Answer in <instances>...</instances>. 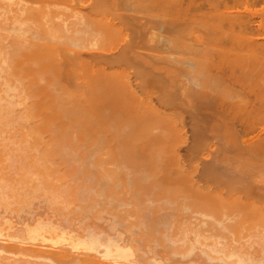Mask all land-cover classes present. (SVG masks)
<instances>
[{"label":"bare ground","instance_id":"6f19581e","mask_svg":"<svg viewBox=\"0 0 264 264\" xmlns=\"http://www.w3.org/2000/svg\"><path fill=\"white\" fill-rule=\"evenodd\" d=\"M2 1L3 4L4 2L7 4L12 0ZM20 1H12V3L16 2L19 7ZM156 1L157 4L164 2V5H167L169 3L167 7L171 8L172 25L184 18L187 19V24L189 22V26L185 29L187 24L184 21L186 25L184 24L183 29V34H186L187 30L188 37L184 36L180 40V35L174 29L169 40L173 51L172 56L166 58L170 63L168 71L170 74L172 72L171 77H173L169 80L173 83H171L173 86L171 92L173 91L175 96L171 95V97L176 98L174 103L172 101L173 109L178 111L179 108L183 110L180 112L186 113L187 124L191 127L190 139L196 137L197 140V136L201 135L200 137H202L206 133L219 141H224L223 137L226 135L230 138L227 139L229 147L225 146L226 140L224 144H220V149L216 144L220 152L218 149L216 150L220 154L223 150L221 146L228 147L227 151L223 152L224 154L227 152L225 156L222 154L223 158L222 155L221 157L219 155L222 164L220 171L223 172V175L219 174L220 171H218V176L213 178L207 174L211 173L212 169H219L220 163L218 162L217 168L213 167L216 162L213 164L209 162L210 165H206L205 162L203 163L205 167L198 163L202 167V176H200L203 178V183L198 182L199 185H195L196 180L189 173L191 165L185 168L177 155L178 153H175L177 151L169 150L160 141L161 138L163 140L167 137L168 132L174 134L180 131V124H176L175 117L174 119L167 117L168 113L166 115L164 111L163 115L162 112L159 113L160 111L156 110L154 105L138 102L136 96L130 91V78H125L127 73H130L126 66V69L118 67L120 68L118 71L115 70V67L113 69L111 64L114 61L110 62L105 53H103L105 59L103 55L100 56L104 60H101L102 62H105L106 59L110 62V65L105 62L107 66L98 61L101 59L98 54L94 56L96 58L90 54L92 62L89 63L90 59L84 58L83 60L78 55L79 53L75 54L74 50L72 52L67 49L68 52H72L68 53L64 49L65 53L61 54L63 48L61 52L59 50L62 46L56 44L59 47L55 46L54 48V41L51 43L52 45H44L43 41L38 44L37 40L33 42L30 39L32 37L28 35L26 37L31 41L27 40L25 34H29L31 31L29 25L25 23L28 20H22L23 17L18 18L21 17L22 12L29 14L30 9L27 6L30 5L22 1L24 4L21 5L22 2H20L21 8L19 7L21 13L14 10L13 15V10L10 9L12 10L9 12V15H12L10 18L6 11L4 12L7 16L2 12L1 16L3 14L5 16L0 18L2 19L0 20V212H6L5 215L7 212L11 214L21 208L30 207L33 202L36 203L35 201L40 202L46 211H39L42 213L40 214L41 218L38 215L39 212L35 216L34 212L37 211H34L32 217V220L35 218L34 221H31V224L23 223L24 227L20 226L22 229L14 224V220L13 222L9 220L10 214L5 216L4 213H1L0 216L7 218L0 217V224L3 225L0 227L1 238L7 242L8 246H15L16 250L22 241L24 243L23 239H27L25 241L27 244L24 245L25 248L22 247L26 251L19 247L17 253L11 255L5 252L6 249L4 251L0 248V264H103L106 261L120 262L121 264H161L153 257L158 256V253L155 252L158 243L156 240L161 242V245H166V248L170 249V251L167 250L168 252L181 251L178 255L174 254L176 258L185 253L184 250L187 248L181 250L184 243L190 242L191 248L186 251H190L192 247L196 246L198 248L196 250H199V253L196 252L197 255L203 253L202 257L206 259L208 254L207 260L215 258L212 260L213 262L211 261L212 264H264V8L256 9L257 6H255L256 10L253 8L252 5L254 3L257 5L259 0H229L232 3L228 0H203V4L205 6L207 4L209 10L207 6H199V10L201 8L206 10H201L198 13L199 11L193 9L196 0H193L194 3L187 0V5L194 4L191 9H188L187 5H185L186 7L183 5L185 9L181 6V9L180 2L182 0H179L180 2L171 0L168 3V0ZM203 4L202 6H204ZM10 5L13 4H8V9ZM180 9L181 13H185V10L188 9L193 12L195 10L196 14L188 12L183 15L188 17L183 18L182 14L184 13H179ZM73 10L82 15L83 18L80 16V19L84 23L86 19L87 21L93 19L88 11ZM189 13L192 15H188ZM179 14H181L180 17ZM16 16L19 17L11 21V17ZM77 18L81 21L79 17ZM99 18L96 20L98 21ZM102 18L99 21L105 32L111 31V29V32H118L116 30L119 27L115 24L113 27L111 25L114 22L111 23L108 20L110 22L108 23L107 17ZM4 20L5 22H1ZM7 20L10 24L13 23L8 25ZM2 23H6L9 27H4L5 25ZM14 23L18 25L14 26ZM178 23L173 28H176ZM80 24L74 28L67 25L71 26L70 28H73L74 32H78L82 31V27L79 29ZM86 24L88 25L85 23L83 30H85ZM67 25L64 26L66 30L69 29ZM31 26L34 27L33 24ZM48 31L50 32V29ZM53 35L55 36L54 33ZM49 36L53 37L50 33ZM3 37L4 39L9 38L8 43L5 42L8 45L2 41ZM180 43H184L182 47L184 50L179 48L182 46ZM154 44L152 50L156 51ZM133 46L129 47L133 49ZM56 49L57 51H55ZM132 49L130 48L129 51L139 56L135 52L137 48ZM180 49L184 51L182 52L185 54L184 57ZM58 52L64 56L60 58ZM54 53L58 54V57L53 56ZM157 53L155 56L160 58ZM140 58L143 59L142 56ZM94 59L101 63L102 67L94 61L98 65L95 66L94 63V68H92L93 66L90 65H93ZM118 61L117 64H119ZM152 64L154 65L155 62ZM156 64L154 67L161 65ZM108 65L114 71L110 70L109 72ZM112 65L115 66V64ZM79 68L82 70L81 75L76 73V71L80 72ZM118 68L116 65V69ZM85 69L88 70L86 73L90 71V74H86ZM78 78H80L79 81H77ZM67 80H70L72 86L66 85ZM72 83H75L74 88ZM217 84L221 85L223 91L226 90L227 94L222 93L226 94L227 101H229V97H232V99L230 98L231 102H226V98H223L225 96L219 94L221 89L219 90L220 87L218 88ZM110 85L113 87L117 85L115 87L117 91H112L114 88H110ZM232 88L230 96L228 93ZM120 89L125 91L124 96L121 91L118 93ZM108 91L114 94L110 95ZM116 94H119L118 97ZM114 95L118 100L122 96L125 97L122 100L126 103L124 104V101L123 103L118 101L120 104L115 102ZM122 100L120 99L121 102ZM178 115L182 121L183 117L181 118L179 112ZM229 115L232 122L228 119ZM161 116L167 117V121H163L165 117ZM172 120L173 124L175 123L174 126H171ZM230 124H232L230 126L232 130L229 131L228 125ZM151 125L159 128L157 135L151 133ZM181 132L176 134L182 136L184 133ZM191 132L192 135H190ZM220 136H223L222 140ZM185 137L184 134V139H186ZM200 142L197 145L200 146ZM201 143L205 146L203 141ZM194 145L193 147H195ZM211 146H207L210 149L203 148L208 150L207 153L209 150V153L217 152L214 151L216 146L213 148ZM202 151L204 150L202 149ZM163 153L167 154L161 159ZM192 153H195L194 150ZM168 155H170V159H167ZM195 155L193 154V156ZM217 156L214 157L215 159L213 158L215 161ZM178 161L181 164L177 165ZM182 164L184 167L180 166ZM191 164L193 168L195 167L194 169L191 167V170H196L198 167L196 162ZM168 167L170 169L179 167L181 170L184 168L182 171L187 170L188 172L172 171L173 176L165 178V172L171 173ZM142 169H145L144 173L149 172L148 169L154 170L155 173L161 172L163 177L159 180L150 177V175L146 177L142 175L135 181L129 177L125 179L124 183L118 181L120 175L130 171L142 173ZM206 174L209 175L208 178H205ZM135 187L140 188L141 191L134 192L133 188ZM188 208L191 212L187 210ZM183 210L192 214L188 213L186 217L182 216L184 215ZM127 211L128 213H126ZM107 212L111 216L107 215ZM180 214L181 217L178 216ZM196 215L198 219L201 218L199 219L200 223ZM107 216H110L114 221L107 220ZM184 217L191 218V221L194 218V221L191 222L188 219L189 222H186L187 219ZM104 218L106 221L102 220ZM116 218L122 224L115 222ZM98 220H102L101 225H104V227L102 226L103 230L101 227L102 232L104 230L107 232L109 229V233L107 232L106 235L103 232L105 237L102 253L100 252L101 256L96 258L95 253L99 250L96 234L100 235L101 230L97 231L94 228L97 224L94 225V223H100ZM103 222L109 227H106ZM204 222L210 223V225ZM60 223L63 225L61 226ZM115 223L121 224V228L125 224L129 236L126 235L128 239L130 238L129 240L125 239L128 244L124 242V239L122 240V234L117 228L120 226L115 227ZM192 223H194L195 229L192 228ZM199 224H202L204 229L201 226L199 229ZM68 225L71 227L66 229ZM19 228L21 232L18 230ZM112 229H114L113 232ZM13 230H16V233H14L15 231L11 232ZM117 238H121L123 243ZM27 241L35 242V245L33 244L35 247H32V243L31 246L28 245ZM142 241L150 245L153 244L154 247H152L153 245H147V247ZM43 242L45 243L44 248L46 246V249L51 248L42 249L43 246L38 244H43ZM168 242L173 244L169 245ZM17 243L19 244L17 245ZM142 243L146 248H143L145 253L148 248H153L148 249V253L151 251L153 254L146 253L149 255L146 256L140 249ZM36 244L42 247L38 248ZM54 245H57L55 247L58 248L62 247L55 250ZM68 245L70 248L67 247ZM174 247H176L175 250H180L175 251ZM74 248H77L76 253L71 251ZM81 251L82 254L84 253L83 255H81ZM93 251L95 255H93ZM140 252L144 253V258L143 253L140 254ZM188 253L182 255L188 256L186 257L188 259L192 258ZM191 253L193 254L192 250ZM97 254L99 255V253ZM172 254H169L170 259L174 257ZM79 255L80 257H78ZM150 255L153 256L150 258ZM210 256L212 257L210 258ZM193 260L187 261L193 264L190 261L195 262L196 259ZM207 260L206 263H208ZM188 262L183 264H189Z\"/></svg>","mask_w":264,"mask_h":264},{"label":"rangeland","instance_id":"374dc122","mask_svg":"<svg viewBox=\"0 0 264 264\" xmlns=\"http://www.w3.org/2000/svg\"><path fill=\"white\" fill-rule=\"evenodd\" d=\"M13 2L14 1H16V2H18L17 0H12ZM12 1H10L9 3H5L4 2V4H3V1L2 0H0V7L2 6V8L0 9L1 10V13H0V18L2 17L3 18V16H5L6 15V13H8V18H10V16H12V15H9V12H11L12 10V13L14 12V10L15 11H18V12H20L21 13V5L22 4H24L23 2H25V3H27L28 5H30V6H27L28 7V9H30L29 10V14L27 15L25 12L23 13L22 12V14H20V16L21 17H19V16H16V17H11L12 19H11V21L13 20H15V18H17V17H19L18 19H20V18H22V20H24V21H26V20H28V21H26L25 23L27 24V25H29L28 27H29V30H31V31H29V34L27 33V34H25V37L28 35V36H30V37H32V38H30L33 42L34 41H38L39 43L38 44H41V41H43L42 42V44H44V45H50L51 43H53V41H54V44L55 45H53L54 46V48H55V46H56V48H57V46L58 45H56V44H59V46H62L61 47V49L59 50V52H61V50H62V48H63V50H62V52H61V54H64L65 53V51H67V49H69V50H74L75 51V54H77V53H79L78 55L79 56H81L82 58H83V60H84V58H87V60H91L89 63H91L92 62V56L94 57V56H97V54H98V56L99 57H101V59H99L98 61L100 62L101 60H103L102 59V56H100V55H103L104 56V54L103 53H105V56L107 55V59H110V62H115L116 61V59H117V61H118V63L119 64H117V61L114 63H112V64H115V66L114 65H112L111 64V66H113V69H114V67H115V70H119L120 68H118V67H122V68H124V69H126L127 68V71L128 72H130L129 74L127 73V76L125 77V78H130L129 79V81H130V83L129 84H131V85H129V86H131L130 88V91H131V93H133L135 96H136V98L138 99V102L139 103H144V104H152V105H154V107H155V109L156 110H159L160 112L159 113H161L162 115H163V111H164V114L166 115L167 113H168V115H166L167 117L169 116V117H173L172 119H174V117L176 118V124H178L179 126H180V128H181V130H180V128L178 127V125H177V127L179 128V130L180 131H182L181 133L183 134H185L186 135V139H184V134L182 135V136H180V135H177L176 133H178V132H180V131H178V132H175L174 134H172L171 132H168V134H167V137L164 139L163 138V140H162V138L160 139V141L163 143V146L164 147H166V148H168L169 150H171V151H177V152H175L178 156H179V159H180V161L185 165V168H188L190 165H191V167H192V164L191 163H193V162H196V164H197V169L196 170H191V167L189 168L190 170H189V173H190V176L192 175V177H194V179L196 180L195 182V185L197 186V184H198V182L199 183H203L202 181H203V178H201V174H202V165H203V163H205L206 162V165H210L209 164V162L210 163H214V162H216L215 164H213L214 166V168H217V165H218V163H220V167H219V169L217 168V169H212V171H211V173H207V174H209L210 176H211V178H213V177H217L218 176V171H220V168H221V162H220V160H221V158H219V155H220V157H221V155L223 154L224 156H225V154L227 153V152H225V154L223 153L224 152V150L225 151H227V149H228V147H229V142H227V139H230L229 137H223L224 138V141L226 142V145L225 146H228V147H223V146H221L222 147V154H220L219 152H220V144H224L225 142L224 141H219L218 139L216 140L214 137H210L207 133L206 134H204V136H202V137H200V136H197V140H196V137H192L191 139L189 138V131H191L190 130V128L191 127H189L190 125L189 124H187V122H188V120H187V118H186V113L185 112H180L181 110L178 108V111L177 110H175V109H173V103H174V99H175V101H176V98L175 97H171V95H174V92L172 91L171 92V89L173 90V86H171V79H173V77H171L172 76V72H171V74H170V71H168L170 68H168V67H170L169 66V64L170 63H168V61L169 60H167V58H168V56H172V51H173V48H172V44H170L169 43V40H170V37H172V33H174L173 32V30L174 31H177L178 32V34L180 35L179 36V38H180V40L182 39V38H184V36H186V37H188L189 35H186L187 34V30H186V34L184 35L183 34V32H184V26L187 24V22H186V20L187 19H185L184 17H186V16H183V15H186L188 12H193V11H188V9L190 8H192V6H194V4H195V6H196V3H197V6L195 7H193V9H195L196 11H199L198 13H200V11L202 10H206V9H204V8H201L200 10L198 9V7L200 6V7H206L207 6V4H206V6L203 4V0L201 1V0H194L195 1V3H194V1L193 0H191L193 3H191L192 5H187V0L185 1V0H182L180 3H181V5H180V3H179V5H180V8H181V6H185V5H187L188 6V9H187V11L185 10V13L184 12H182V13H184V14H182L181 13V9H180V12L179 13H181L182 14V16H183V18L185 19H181L180 21H177V22H179L177 25V27L176 28H173L174 27V25H176V23L174 24V25H172L173 23H172V20H171V18H172V16H171V14H172V12H171V8H170V10H169V8L167 7V6H169V1L171 2V0H168L167 1V5H164V2H161V4L159 3V4H157V1L155 0H21L20 2H22L21 3V5H20V2H19V7H18V5H16L17 3L15 2V3H12ZM153 1L155 2L154 4H153ZM166 1V0H165ZM184 1V2H183ZM189 1V0H188ZM202 2L201 4H199L200 2ZM229 1V0H228ZM190 2V1H189ZM229 2H231V1H229ZM258 3H257V5H256V3H254V5H252L253 6V8L255 9V6H257L256 7V9H259L260 7L261 8H264V1L263 0H259V1H257ZM13 4V5H10L9 6V9H8V4ZM80 3V4H79ZM232 3V2H231ZM231 3H229V4H231ZM260 3V4H259ZM262 3H263V5H262ZM26 4V5H27ZM190 4V3H189ZM202 4L204 5V6H202ZM3 5H6V7H3ZM159 5V6H158ZM161 5V6H160ZM163 6H165V7H163ZM183 6V9H185V7ZM189 6H191V7H189ZM12 7V8H11ZM91 7H92V9H91ZM199 7V8H200ZM259 7V8H258ZM207 8H208V10H209V7L207 6ZM252 8V7H251ZM6 9V10H5ZM10 9H12V10H10ZM19 9V10H18ZM73 9H76V11H81V12H90L91 14V16H93V19H91V21H87V19H86V22L85 23H88V25L85 27V30H83L84 28H83V26H85V23L80 19L81 17H82V15H80V14H78L77 12H75V10H73ZM192 9V10H193ZM255 9V10H256ZM10 10V11H9ZM195 10H194V12H193V15L194 14H196L195 13ZM207 10V11H208ZM4 11H6V13L4 12ZM184 11V10H183ZM2 12H4L5 13V15L3 14L2 16H1V14H2ZM80 12V13H81ZM206 12V11H205ZM11 13V14H12ZM76 13V14H75ZM16 14V13H15ZM18 14V13H17ZM73 14V15H72ZM181 14H179V17H180V15ZM13 15H14V13H13ZM25 15V16H24ZM26 15H27V18H26ZM104 17H103V16ZM188 15H192V14H188ZM200 15V14H199ZM7 16V15H6ZM81 16V17H80ZM77 17H79V19L83 22V26H82V23H81V21H79L78 20V18ZM99 17H103L102 19H105L106 17H107V19H106V21H110L111 23L112 22H114V23H112L111 25H112V27H113V25L115 24L117 27H119L118 29H117V27H116V31H118V32H111L112 31V29H111V31L110 30H107L108 32H105L102 28H103V25H102V23L99 21V20H101V18H99ZM188 17V16H187ZM186 17V18H187ZM195 17H198V16H196L195 15ZM4 18H7V17H4ZM7 18V19H8ZM25 18V19H24ZM83 18V17H82ZM96 18H99V20L97 21L96 20ZM256 18V17H255ZM77 19V20H76ZM94 19H95V21H94ZM178 19H180V18H178ZM0 20H2V19H0ZM112 20V21H111ZM9 21H10V19H9ZM8 20H7V24L8 25H11L13 22H11V24H10V22H9ZM108 21V23H110ZM184 21H185V23H184ZM189 21V20H188ZM1 22H5V20L4 21H1ZM28 22V23H27ZM43 24H41V23ZM48 22V23H47ZM81 24H80V23ZM103 22V21H102ZM45 23V24H44ZM104 23V22H103ZM107 23V24H108ZM117 23V24H116ZM2 24H4V23H2ZM15 24H17V23H14V26H16ZM33 24V26L34 27H32L31 25ZM67 24H69V25H71V26H73V28L74 27H76L78 24H80L81 26H80V28L79 29H81V27H82V31H76V32H74V30H73V28H70L69 27V25H67ZM99 24V25H98ZM185 24V25H184ZM188 24H189V22H188ZM186 25L185 26V29L189 26V25ZM5 26L4 27H9L8 25H6V23L4 24ZM18 25V24H17ZM41 25V26H40ZM67 25V28H69V29H65L64 28V26H66ZM101 25H102V27H101ZM40 26V27H39ZM6 27V28H7ZM31 27V28H30ZM44 28V30H42ZM46 28V29H45ZM39 29V30H38ZM48 29H50V32L48 31ZM72 29V31H70ZM76 30L78 29V27L77 28H75ZM33 30V31H32ZM42 31H45V32H47V33H45V32H42ZM114 31V30H113ZM31 33V34H30ZM49 33H50V35H52L53 37L51 38V36H49ZM53 33L55 34V36L53 35ZM34 34V35H33ZM5 37V36H4ZM4 37L2 38V41L5 43V42H7V41H9V38H7V39H4ZM6 38V37H5ZM11 38V37H10ZM35 38V39H34ZM169 38V39H168ZM26 39L27 40H29V38L28 37H26ZM4 40H6V41H4ZM31 40H29V41H31ZM52 42H51V41ZM188 40H190V39H188ZM46 41H49V42H46ZM183 41V40H182ZM185 41L187 42V40H186V38H185ZM184 41V42H185ZM185 42V43H186ZM8 43V42H7ZM7 43H5V44H7ZM48 43V44H47ZM131 43V44H130ZM138 43V44H137ZM155 43V44H154ZM169 43V44H168ZM128 44V45H127ZM133 44H134V46H133ZM153 44H154V46H155V49H156V51L155 50H152L153 48ZM182 43H180V45H181ZM184 44V43H183ZM183 44H182V46H180L179 48H182L183 47ZM8 45V44H7ZM52 45V44H51ZM137 47H136V46ZM171 45V46H170ZM58 46V47H59ZM84 46V47H83ZM126 46H128V47H126ZM129 46H133L134 48L132 49V47H129ZM140 46V47H139ZM51 47V46H50ZM139 49L138 51H136L137 49ZM158 49H157V48ZM171 47V48H170ZM89 48V49H88ZM130 48L132 49V50H135V52L139 55V56H137L134 52H132V51H129L130 50ZM143 48V49H142ZM53 49V48H52ZM64 49H65V51H64ZM127 51H126V50ZM183 49V48H182ZM182 49H180L181 50V53L182 52H184ZM78 50V51H77ZM162 50V51H161ZM55 51H57V49L55 50ZM64 51V52H63ZM71 51H69V52H71ZM74 51H72V52H74ZM93 51V52H92ZM130 53H129V52ZM155 51V52H154ZM58 52V53H59ZM68 52V51H67ZM68 52V53H69ZM71 52V53H72ZM91 52V53H90ZM98 52V53H97ZM157 52H159V53H157ZM56 53V52H55ZM52 54L53 56H57L58 57V54ZM70 53V54H71ZM93 53V54H92ZM95 53H96V55H95ZM100 53V54H99ZM151 53H152V55H151ZM153 53H155L154 54V56L156 55V53H157V55L158 56H160V58L158 59L156 56L154 57L153 56ZM180 53V56L183 54V57H184V53H182L181 54ZM61 54L59 53V55H60V58H62L64 55H62L61 56ZM81 54V55H80ZM92 56H91V55ZM128 54H130V55H128ZM135 54V55H134ZM66 55H67V53H66ZM73 55H74V53H73ZM132 55V56H131ZM174 55V54H173ZM70 56V55H69ZM68 56V57H69ZM105 56L103 57L104 59H105ZM140 56H142L143 57V59L141 60V58H140ZM66 57V56H65ZM116 59H115V58ZM167 57V58H166ZM182 57V56H181ZM81 58V59H82ZM94 58H96V57H94ZM98 58V57H97ZM105 60V62H107V64H109L110 62L108 61V60ZM112 59V60H111ZM114 59V60H113ZM156 59V60H155ZM86 61V60H85ZM94 61H96L97 62V60L96 59H94L93 60V65H90V66H93L92 68H94ZM104 61V60H103ZM159 62V63H157V62ZM99 62H97V63H99ZM105 62H102L101 61V63H104V65L105 66H107V64H105ZM155 62V64L157 63V64H161V65H163L161 68L163 69H161V68H159L161 65H159L158 67H157V71L155 70V68L156 67H154V65L152 64V63H154ZM97 63H95V66L96 65H98ZM101 63H99V66H101L100 64ZM121 63V64H120ZM167 63H168V66H167ZM156 64V65H157ZM103 65V64H102ZM103 65V66H104ZM110 65V64H109ZM108 65V66H109ZM116 65H117V68L118 69H116ZM105 66H104V68H105ZM125 66H126V68H125ZM154 68H153V67ZM166 66V67H165ZM102 67V66H101ZM165 67V68H164ZM85 68V67H84ZM78 69V68H77ZM81 69H83V67H81ZM89 69V68H88ZM107 69H108V71L110 72V70H112V67H107ZM159 69H161V71H159ZM165 69V70H164ZM166 69H167V71L169 72L168 73V77L166 76ZM87 69H85V73L86 72H88V70L86 71ZM122 70V69H121ZM78 71H80V72H77L76 71V73H79L78 75H81L80 73L82 72V70H80V68H79V70ZM112 71H114V70H112ZM164 71V72H163ZM166 71V72H165ZM109 72H107V73H109ZM82 74H84V73H82ZM86 74H90V71H89V73H86ZM85 74V75H86ZM170 74V75H169ZM83 77H85L84 75H82ZM88 76V75H87ZM130 76V77H129ZM169 76H170V78H169ZM80 77V76H79ZM81 79H82V77H80ZM80 78H78L77 79V81H79V79ZM170 79V80H169ZM119 80V79H118ZM127 80V82H128V79H126ZM68 81V83L66 84V85H69L70 84V80H67ZM73 81V80H72ZM76 81V80H75ZM173 81V80H172ZM65 84V83H64ZM73 84V83H72ZM75 84V83H74ZM74 84H73V88H74ZM173 84V83H172ZM71 85V84H70ZM217 85H219V86H217L218 88L221 86L220 84H217ZM72 86V85H71ZM108 86V85H107ZM115 87H117V85H114ZM119 87H120V85H118ZM111 87H113V85L111 86L110 85V88ZM115 87H113L114 89L112 90V91H117V90H115ZM172 87V88H171ZM225 87V86H224ZM222 87H220L219 88V90L221 89ZM69 89H72V88H69ZM228 89V88H227ZM111 90V89H110ZM122 90L123 89H120L119 91H118V93H120V91H121V94L123 95H125V91L123 90V92H122ZM133 90V91H132ZM135 90V91H134ZM230 90V92L228 93L230 96H231V94H232V92L231 91H233V88L232 89H229ZM109 92V91H108ZM107 92V93H108ZM135 92V93H134ZM219 92V91H218ZM225 92L226 94H227V92H226V90L225 91H223V89H221V93H219L220 95L222 94V95H226V94H223V93ZM110 93V95L112 94L111 93V91L109 92ZM108 93V94H109ZM172 93V94H171ZM114 94V93H113ZM112 94V95H113ZM117 95V94H116ZM119 95V94H118ZM118 95H117V97H118ZM121 95V96H122ZM123 95V96H124ZM122 96V98H120L121 100L124 98L125 99V97H123ZM175 96V95H174ZM233 96V95H232ZM110 97H113V96H110ZM116 97V99H117V101H116V99H115V95H114V99H115V102H117V103H123V101L124 100H122V102L120 101V99L118 100V98ZM127 97V96H126ZM171 97V98H170ZM173 98V99H172ZM220 98H222V96H220ZM223 98H226V102H231V100H230V98L232 99V97H229V101H227L228 100V98L225 96V97H223ZM234 98V97H233ZM171 100V101H170ZM234 100V99H233ZM119 101V102H118ZM172 101H173V103H172ZM223 102H225V100H222ZM170 102V103H169ZM119 103V104H120ZM126 102L124 101V104H125ZM172 103V104H171ZM123 104V105H124ZM171 106V107H170ZM167 110H169V111H167ZM172 111V112H171ZM175 111V112H174ZM183 111V110H182ZM157 112V111H156ZM178 112L180 113V115H181V118L183 119L182 121L180 120V118H179V115H178ZM158 113V114H159ZM169 113H171L170 115H172V116H170L169 115ZM151 113H149V115H150ZM148 115V116H149ZM152 115V114H151ZM232 116V115H231ZM151 117H153V116H151ZM150 117V118H151ZM162 117V116H161ZM165 117V116H164ZM164 117H162V118H164ZM167 117H165V119H163V121H167ZM154 118V117H153ZM152 118V119H153ZM170 118V119H171ZM227 119V118H226ZM229 120H230V122H232V118L230 117V115H229V118H228ZM227 119V121H228V123H229V120ZM178 121V122H177ZM226 121V122H227ZM174 122H175V120H174ZM233 122H235L234 120H233ZM160 123V122H159ZM161 123H164V122H161ZM167 122H165V124H166ZM168 123H169V120H168ZM168 123L166 124V125H168ZM171 123V122H170ZM182 123H183V125H182ZM173 124V120H172V123H171V126H174V124ZM232 124H234V123H232ZM232 124H230V125H228L229 127L232 125ZM159 126H160V124H158ZM164 125V124H163ZM183 127H182V126ZM189 125V126H188ZM235 125V124H234ZM152 126V125H151ZM236 126V125H235ZM166 127V126H165ZM188 127H189V129H188ZM237 127V126H236ZM236 127H234L233 126V128H236ZM152 128V132L151 133H153L154 135H157L158 134V131H159V128L158 127H151ZM160 128H162L161 126H160ZM172 128V127H171ZM232 127H230L229 128V131H230V129H231ZM166 130V129H165ZM171 130V129H170ZM176 130V129H175ZM232 130V129H231ZM174 132V131H173ZM186 132V133H185ZM179 134V133H178ZM190 135H192V132L190 133ZM208 137H207V136ZM194 136H196V135H194ZM198 137H200V138H198ZM221 137V136H220ZM220 137H217V138H220ZM222 137H221V140H222ZM226 138V139H225ZM193 139H194V141H193ZM217 142H216V141ZM111 141V140H110ZM109 141V144L111 143ZM115 141V140H114ZM190 141H191V143H190ZM197 141V143L195 144V142ZM201 141H203V143L205 144V146H203V144L200 142V146L199 145H197L199 142ZM214 143H213V142ZM229 141V140H228ZM207 144H206V143ZM220 142V143H219ZM221 142H223V143H221ZM114 143V142H113ZM118 143V142H117ZM117 143H115V144H117ZM114 144V145H115ZM190 144H195L194 146L195 147H193V145L191 146ZM218 145V148H217V145ZM229 144V145H228ZM113 145V144H112ZM211 146V148H213V147H215L216 146V148H214L215 150L214 151H217V152H215L216 153V155H218L217 157H216V161L214 160L215 158V153H213V151L211 152V153H209L210 152V150H209V154L206 152V151H208V150H206V149H204V148H207V149H210L209 147H207V146ZM214 145V146H213ZM111 146V145H110ZM187 146V147H186ZM189 147V148H188ZM191 147V148H190ZM194 149H193V148ZM199 147V148H198ZM204 147V148H203ZM197 148H198V150H197ZM201 148V149H200ZM187 149V150H186ZM189 149H192V150H194V152L195 153H192V150H189ZM195 149H196V151H195ZM202 149L204 150V151H202ZM216 149H218L219 150V152H218V150H216ZM170 151V152H171ZM187 151H190V152H187ZM202 151V152H201ZM199 152V153H198ZM205 152H206V154H205ZM190 153V154H189ZM198 153V154H197ZM202 155H201V154ZM204 153V154H203ZM218 153V154H217ZM167 153H163L162 155H161V159L166 155ZM170 154V153H169ZM189 154V155H188ZM193 154L195 155V154H197V155H195V156H193ZM212 154H213V156H212ZM171 155V154H170ZM170 155H168V157L170 156ZM191 155V156H190ZM223 155H222V158H223ZM192 156H193V158H192ZM196 157V158H195ZM214 158V159H213ZM219 158V159H218ZM166 159V158H165ZM167 159H170V157L169 158H167ZM178 159V160H179ZM202 159V160H201ZM196 160V161H195ZM180 161H178V164L177 165H179V164H181L180 163ZM162 162V161H161ZM201 162V163H200ZM218 162V163H217ZM201 165H199V164ZM180 165V166H183L184 167V165ZM217 164V165H216ZM176 165V166H177ZM194 165V164H193ZM205 165V164H204ZM203 165V166H204ZM175 166V165H174ZM195 166V165H194ZM205 167V166H204ZM212 167V168H213ZM174 168H176V167H174ZM174 168H171V169H173V170H171L169 167H168V169H170L169 171H171V173H169V172H165V178H167V177H169V176H173L172 174H174V173H172V171H179V170H181V168H179L178 167V169L176 168V170H174ZM193 168V167H192ZM195 168V167H194ZM193 168V169H194ZM164 169V168H163ZM167 169V168H166ZM184 168H182V170H183ZM181 170V172H186L187 170H184V171H182ZM142 171V173H140V171H130V172H128V173H125V174H127V175H125V174H123L122 176L120 175V177L118 178V181L121 183V181L124 183V181H125V179L127 178V177H129V178H131L132 179V181H135L136 179H140L141 178V176L143 175V177H146V176H148V175H150V177H152V178H157V179H161L162 177H163V173H161V172H153L154 170H152V169H148V171L149 172H145L144 173V171H145V169H142L141 170ZM166 171H168V170H166ZM180 172V171H179ZM188 172V171H187ZM205 175V178H208V176L209 175ZM219 174H222L223 175V172H221L220 171V173ZM188 175V174H187ZM201 175V176H200ZM190 178V177H189ZM191 179V178H190ZM192 180V179H191ZM197 180H199V181H197ZM193 182H194V180H193ZM108 184V183H107ZM199 185V184H198ZM182 188V187H181ZM133 191L134 192H140L141 191V189L140 188H133ZM36 203H34L33 202V204L30 206V207H24L22 210L20 209L19 211H16V212H12L10 215L8 214V212H7V214L12 218H10L9 216V220H12V222H13V220H14V224L17 226V227H20V226H22V225H24L23 223H29V224H31L33 221H34V219L35 218H33V220H32V217L34 216V214H35V216H37L36 214H38V212L39 211H43V210H45L46 211V208L40 203V202H37V201H35ZM34 206V207H33ZM184 207V206H183ZM182 207V208H183ZM44 208V209H43ZM185 208V207H184ZM190 208V207H189ZM187 209L188 211L190 210V209ZM1 211H2V209H1ZM34 211H37V212H34ZM33 212H34V214H33ZM190 212H191V210H190ZM1 213H4V215H5V213L6 212H0V215H1ZM47 213V212H46ZM126 213H128V211L126 212ZM180 213V212H179ZM184 215H182V216H187V214L189 213H187V211L185 212L184 210H183V212H182ZM6 214V215H7ZM40 214H42L41 212H39V217H40ZM189 214H192V213H189ZM3 215V214H2ZM5 215V216H6ZM44 215V214H43ZM107 215H110V214H108V212H107ZM5 216H0L1 218L2 217H5ZM111 216V215H110ZM110 216L108 217L107 216V220H109V219H111L110 218ZM133 216V215H132ZM178 216H180L181 217V214L180 215H178ZM192 216H194V215H192ZM192 216H190V217H192ZM31 217V218H30ZM44 217V216H43ZM42 217V218H43ZM166 217V216H165ZM184 217V219H187V218H185ZM189 217V216H188ZM198 216L196 215V218H197ZM6 218V217H5ZM41 218V217H40ZM118 218H120V217H118ZM118 218H116L115 220V222H119V223H121L120 221H118ZM179 218V217H178ZM177 218V219H178ZM194 218H195V216H194ZM194 218L192 219V221H194ZM7 219V218H6ZM106 218H104V219H102L103 221L105 220ZM182 219H183V217H182ZM181 219V220H182ZM189 219V218H188ZM188 219L186 220V222H189V221H191L190 219H189V221H188ZM199 219H201V218H199ZM198 218H197V220H199ZM36 220H37V218H36ZM35 220V221H36ZM102 220H98V222H100V223H97V222H93L94 223V225L95 224H97V225H95V227H94V225H93V223H92V225H93V227L98 231V229H99V232H100V230H101V227L103 226L104 227V225H101V221ZM112 220V219H111ZM121 220V219H120ZM165 220L167 221V218H165ZM181 220H178V221H181ZM32 221V222H31ZM106 221V220H105ZM110 221V220H109ZM112 221H114V219L112 220ZM171 221V220H170ZM183 222H185L184 220H182ZM191 221V222H192ZM108 222V221H107ZM123 222V221H122ZM185 222V223H186ZM190 222V223H191ZM27 223V224H28ZM104 223V222H103ZM196 223V222H195ZM199 223H200V220H199ZM204 223H207V222H204ZM34 224V223H33ZM61 224V223H60ZM105 224V226L106 227H109V226H107L108 224H109V222H108V224L106 225V223H104ZM114 224V223H113ZM116 224V223H115ZM122 224V223H121ZM120 224V225H121ZM124 224V223H123ZM197 224H198V221H197ZM203 224V223H202ZM201 224V225H202ZM208 225H210V223H207ZM207 224H205L206 225V227H207ZM63 225V223L61 224V226ZM119 224L117 223L116 225H115V227L116 226H118ZM119 225V226H120ZM188 225H189V223H188ZM192 225H193V227L192 228H194V223H192ZM196 225V224H195ZM200 224L198 225V228L200 229V226H201ZM3 225L2 224H0V227H2ZM29 226V225H28ZM32 226V225H31ZM66 226H67V224H66ZM100 226V227H99ZM16 227V228H17ZM22 227H24V226H22ZM64 227H65V225H64ZM71 227V225L69 226L68 225V227L66 228V229H69ZM97 227V228H96ZM99 227V228H98ZM103 227H102V230H103ZM115 227H112V228H115ZM124 227V228H123ZM190 227H191V225H190ZM21 228V227H20ZM18 229V230H20V232H21V229ZM111 228V227H110ZM117 228H119L118 230L121 232V236H122V240L124 239V242L125 243H127L126 241H125V239L127 240L128 239V234H127V229H125L126 227H125V224H124V226L122 225V228H121V226L120 227H117ZM116 228V229H117ZM201 228L202 229H204L203 228V226H201ZM72 229L74 230V228H73V225H72ZM71 229V230H72ZM104 229H106L107 230V228H104ZM195 229V228H194ZM197 229V228H196ZM17 230V231H18ZM102 230H101V232H100V235L99 234H96V236H97V238H98V252H96L95 254H94V251H93V255H95V257L96 258H99L101 255V251H102V249H103V242H104V237H105V234L109 231V229H108V231L107 232H105V230L102 232ZM111 230V229H110ZM113 230L114 229H112V232H113ZM117 230V231H118ZM125 230H126V232H125ZM15 231V232H14ZM118 231V232H119ZM9 232V230L7 231V233ZM11 232H14V233H16V230H13V231H11ZM19 232V233H20ZM114 232H116V231H114ZM18 233V232H17ZM74 233V232H73ZM102 233H103V235H102ZM109 233V232H108ZM110 233H111V231H110ZM112 234V233H111ZM117 234V233H116ZM128 236H127V235ZM193 234V233H192ZM14 235H16V234H14ZM107 235V234H106ZM19 236H21V235H19ZM111 236H113V235H111ZM120 236V237H121ZM189 236H190V234H189ZM188 236V237H189ZM193 236V235H192ZM191 236V237H192ZM2 236L0 235V248L3 250L4 249V251H5V249L7 250V251H5V252H7L8 254H14L15 252L17 253V251L20 249L19 247H24V245L26 246V244L27 243H25V241L27 240V239H23L24 240V243H23V241H22V245L21 244H19V243H17V245L19 244L20 246L18 247V250H16L15 249V246H8L7 245V242L6 241H4V239L3 238H1ZM114 237H116V236H114ZM125 237V238H124ZM3 239V240H2ZM130 239V238H129ZM128 239V240H129ZM13 240V239H12ZM11 240V241H12ZM117 240L119 241L120 240V242L122 241L121 240V238H117ZM30 241V240H29ZM36 241V240H35ZM38 241V240H37ZM132 241V240H131ZM157 242V249H156V247H155V249H156V251L155 252H157L158 253V256H153L154 257V259H156V260H159L160 262H161V264H183V263H185V262H188L190 259H196L195 260V262H193V261H190L191 263H195V264H212V260L213 259H215V258H213L212 260H210L209 258V260H207V257H209L208 256V254L206 255L207 257H206V259H204L202 256L204 255L203 253H201L202 255H200V254H198L197 255V251H198V253H199V250H196V246L193 248L192 247V252H193V254L191 253V250L190 251H186L188 248H191V245H190V242H186V243H184L185 245L182 247V249L181 250H184V248H187V249H185L184 251H185V253H182L183 255H187L186 254V252L188 253V252H190V253H188V255L190 254L191 256H189V257H192V258H186V257H188V256H186V257H184L182 254H180L179 256L181 257H179V256H177V258H176V256H174V254L176 253H171V252H168V251H170V249L168 250V248H166V245L165 246H163V245H161V242H159L158 240H156ZM28 242V241H27ZM100 242V243H99ZM120 242H118V243H120ZM143 242V241H142ZM13 243H14V241H13ZM29 243V242H28ZM32 243V244H31ZM31 243H29L28 245H35V242H31ZM41 243V242H40ZM47 243V242H46ZM122 243H123V241H122ZM130 243V242H129ZM131 243H133V241L131 242ZM144 243V242H143ZM140 244V249H141V251H144V253H145V250L143 249V248H145V247H143V245L144 244H146V246L147 245H150V244H147V243H144V244ZM154 243H155V241H154ZM166 244H167V241L165 242ZM164 243V244H165ZM170 243L171 242H168V244L170 245ZM188 243V244H187ZM10 244L11 245H13L11 242H10ZM38 244V243H37ZM36 244V245H37ZM45 243L43 242V244H38V245H44ZM66 244V243H65ZM64 244V245H65ZM121 244V243H120ZM128 244V243H127ZM151 244H152V242H151ZM171 244H173V243H171ZM178 244V243H177ZM30 245V246H31ZM32 246V247H35V246ZM37 245V247L38 248H41L42 246H38ZM60 245H62L63 246V244H60ZM59 245V246H60ZM126 245V244H125ZM132 245V244H131ZM142 245V246H141ZM153 245V244H152ZM152 245H150V246H152ZM156 245V244H155ZM176 245V244H175ZM189 245H190V247H189ZM55 246H57V245H54V248H56L55 250H57V249H59L60 247H62V246H60L59 248L58 247H55ZM66 246V245H65ZM123 246H124V244H123ZM145 246V245H144ZM179 246V245H178ZM181 246V245H180ZM179 246V247H180ZM194 246V245H193ZM17 247V246H16ZM67 247H69L70 248V245H68ZM125 247H127V246H125ZM148 247V246H147ZM152 247H154V245L152 246ZM173 247V246H172ZM177 247V246H176ZM176 247H174L173 248V250H175V248ZM178 247V248H179ZM9 248V249H8ZM25 248V247H24ZM47 248V246L44 248V246H43V248L42 249H44V250H48V249H50L51 247H48V249H46ZM53 248V247H52ZM53 248V249H54ZM64 248V247H63ZM169 248H171V247H169ZM23 249V248H22ZM21 249V250H22ZM77 249V248H76ZM76 249L74 248L73 250H71V251H73L72 253H76L75 251H76ZM146 249V248H145ZM149 249V248H148ZM148 249H147V252L146 253H148L149 251H148ZM151 249H153V248H151ZM151 249H149V250H151ZM172 249V248H171ZM198 249V248H197ZM24 250V249H23ZM79 250H82V249H79ZM168 250V251H167ZM179 251L180 249H176L175 251ZM24 251H26V250H24ZM78 251V250H77ZM85 250L83 249V252H84ZM140 251V250H139ZM172 251V250H171ZM183 251V252H184ZM80 252V251H79ZM101 252V253H100ZM154 252V254H156ZM181 252V251H180ZM180 252H177L175 255H178V253H180ZM85 253V252H84ZM83 253V254H84ZM97 253H99V255L97 254ZM143 252H140V254H142ZM144 253L142 254V256H143V258H144ZM146 253H145V255H146ZM150 253H151V251H150ZM150 253H148V254H150ZM167 253H169V254H172V256H174L172 259H170V255L168 254L167 255ZM79 254V253H78ZM82 254V251H81V255H83ZM146 255V256H149V255ZM151 254H153V253H151ZM206 254V253H205ZM157 255V254H156ZM99 256V257H98ZM151 255H150V258L152 257ZM171 256V257H172ZM76 257H77V255H76ZM78 257H80V255L78 256ZM183 257L185 258V260L183 259ZM212 256H210V258H211ZM148 258V257H147ZM146 258V259H147ZM176 258V259H175ZM178 258H180V259H178ZM149 259V258H148ZM168 260V261H167ZM205 260V261H204ZM206 260H207V262L208 263H206ZM212 261V262H211ZM215 261V260H214ZM113 261H111V262H108V261H106V262H103V264H119L120 262H117V263H112ZM189 263V262H188ZM216 263V262H215ZM121 264V263H120ZM190 264V263H189Z\"/></svg>","mask_w":264,"mask_h":264}]
</instances>
